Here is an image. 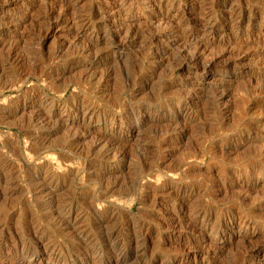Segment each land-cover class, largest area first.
I'll return each instance as SVG.
<instances>
[{"label": "rangeland", "instance_id": "obj_1", "mask_svg": "<svg viewBox=\"0 0 264 264\" xmlns=\"http://www.w3.org/2000/svg\"><path fill=\"white\" fill-rule=\"evenodd\" d=\"M263 246L264 0H0V264Z\"/></svg>", "mask_w": 264, "mask_h": 264}, {"label": "bare ground", "instance_id": "obj_2", "mask_svg": "<svg viewBox=\"0 0 264 264\" xmlns=\"http://www.w3.org/2000/svg\"><path fill=\"white\" fill-rule=\"evenodd\" d=\"M231 3V2H230ZM230 21V20H229ZM228 24V23H227ZM188 38V37H187ZM198 57V56H197ZM196 58V57H195ZM34 154V153H33ZM254 186V185H253ZM257 190V189H256ZM224 229V228H223ZM264 247V246H263Z\"/></svg>", "mask_w": 264, "mask_h": 264}]
</instances>
